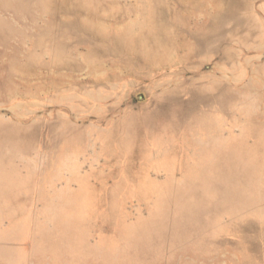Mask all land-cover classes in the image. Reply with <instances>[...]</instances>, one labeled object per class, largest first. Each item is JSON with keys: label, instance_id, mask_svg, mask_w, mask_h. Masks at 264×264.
Returning <instances> with one entry per match:
<instances>
[{"label": "rangeland", "instance_id": "obj_1", "mask_svg": "<svg viewBox=\"0 0 264 264\" xmlns=\"http://www.w3.org/2000/svg\"><path fill=\"white\" fill-rule=\"evenodd\" d=\"M0 264H264V0H0Z\"/></svg>", "mask_w": 264, "mask_h": 264}]
</instances>
